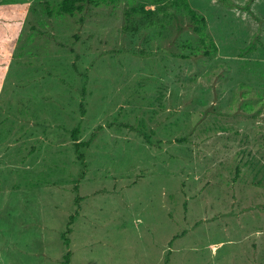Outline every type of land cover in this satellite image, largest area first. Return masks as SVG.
<instances>
[{
    "label": "rangeland",
    "instance_id": "rangeland-1",
    "mask_svg": "<svg viewBox=\"0 0 264 264\" xmlns=\"http://www.w3.org/2000/svg\"><path fill=\"white\" fill-rule=\"evenodd\" d=\"M60 1L0 0V264H264V0H188L210 55L174 0Z\"/></svg>",
    "mask_w": 264,
    "mask_h": 264
},
{
    "label": "trees",
    "instance_id": "trees-1",
    "mask_svg": "<svg viewBox=\"0 0 264 264\" xmlns=\"http://www.w3.org/2000/svg\"><path fill=\"white\" fill-rule=\"evenodd\" d=\"M103 1H109V0H61L58 6V10L61 13L74 14L75 12L83 11L85 8V4H90V3L98 4ZM110 1H116V0H110ZM220 1L227 3L229 0H220ZM174 3H176L178 7H182L186 10L191 20L192 28L200 36V41L202 43L201 50L203 51V53L205 55H210L216 52L218 47L213 37L206 30L207 21L204 14L198 12L195 8H193L188 0H174ZM244 8H246L250 14H253V12L250 10L249 4H246ZM134 10L141 13H145L147 15L154 13V9L145 8L144 4H139L137 8H135ZM77 131H78V127H75L73 129L72 136L75 140V147L78 156L82 159L83 153L80 151V146L85 142H81L77 139V134H76Z\"/></svg>",
    "mask_w": 264,
    "mask_h": 264
}]
</instances>
